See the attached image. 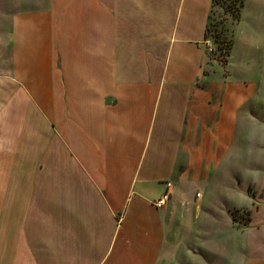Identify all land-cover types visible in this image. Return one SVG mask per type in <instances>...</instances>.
<instances>
[{
	"label": "crops",
	"instance_id": "crops-1",
	"mask_svg": "<svg viewBox=\"0 0 264 264\" xmlns=\"http://www.w3.org/2000/svg\"><path fill=\"white\" fill-rule=\"evenodd\" d=\"M212 9L0 0V264H162L204 212L211 239L245 236L264 264V14L243 11L225 72L207 73Z\"/></svg>",
	"mask_w": 264,
	"mask_h": 264
},
{
	"label": "rangeland",
	"instance_id": "rangeland-1",
	"mask_svg": "<svg viewBox=\"0 0 264 264\" xmlns=\"http://www.w3.org/2000/svg\"><path fill=\"white\" fill-rule=\"evenodd\" d=\"M226 1V2H225ZM256 0H245V7L243 11H245L246 17H254L257 15L258 12H261L264 14V7L259 10L255 8L256 5ZM231 4V0H222L221 4H218L215 8V14L213 15V33L209 41H207V49L211 52V50L217 52L216 55H212V57L216 58V60H208V66H207V73L212 72L215 67L220 68L225 72L226 70V65H225V57L223 56V51L220 50V47L223 44V39L225 38H230V31L231 30V17H229L226 13H224V8H226L228 5ZM242 11V13H243ZM228 19L227 23L225 26L221 25L220 22H222L224 19ZM219 31L220 32L222 29L225 30L224 36L222 39L218 40V42H215L216 40V34L215 32V26L219 25ZM247 25H243L242 27H238V33L242 34L244 32V29L246 30ZM237 29V27H236ZM237 31V30H236ZM257 114L255 116V123L254 124L256 127L255 128H260L259 126L264 125V99L261 102L259 106H257ZM255 111V112H256ZM264 133V132H262ZM256 135L255 137L259 138V133L258 131H254L253 135ZM261 146V147H259ZM253 150H255L256 154L261 155V162L258 164L260 167L258 173L264 174V137L262 140L257 143L256 145H252ZM234 170L238 173L246 172L245 166L243 164H240V167H234ZM240 171V172H239ZM242 189H244V185L241 186ZM224 191L221 192L220 190L217 191V194L212 196L211 198V209H214L218 206L223 205V200H224ZM244 198V197H243ZM244 200V199H243ZM242 200V201H243ZM235 213V218L241 219L242 220V225H244L248 219V211H244L242 213L239 212H233ZM233 215V216H234ZM205 212L203 214L202 220L199 221L200 225H202L203 233L202 235L197 234L196 232H192L191 240L189 237L184 240V234L181 231V234L179 232V229L176 231V238L173 241L172 246L170 245L169 247V254L171 257L169 258L168 250H167V259H165L162 264H246L247 263V256L243 255L245 253V246H246V238L245 236H241L240 240L234 243L233 246H229L226 244V242H216L214 241L215 238L211 239V233L214 231V227H212L213 222L208 221L206 223L204 221ZM239 226L240 232H242V227ZM225 231V230H224ZM224 234V232H223ZM242 234V233H240ZM224 237V236H223ZM226 237L224 238V240ZM245 256V257H244Z\"/></svg>",
	"mask_w": 264,
	"mask_h": 264
},
{
	"label": "trees",
	"instance_id": "trees-1",
	"mask_svg": "<svg viewBox=\"0 0 264 264\" xmlns=\"http://www.w3.org/2000/svg\"><path fill=\"white\" fill-rule=\"evenodd\" d=\"M226 2V1H225ZM222 3V0H213V9H212V16H211V22L207 28V32H206V35H205V39L206 41H209L211 36H212V33L214 32L213 31V15L215 14V8L218 4H221ZM245 7V0H231V4L228 5L226 8H224V13H226L229 17H231V30L230 31V38H225L223 39V44H220L222 45L220 47V50L223 51V56L225 57V65L227 66L228 65V62H229V58L231 56V52H232V49H233V46H234V38H235V31H236V27L237 25L240 23L241 21V17H242V11ZM228 19H224L222 22H220L221 25L225 26L226 23H227ZM220 24L219 25H216L215 26V32H217L216 34V40L215 42H218V40L222 39L223 36H224V32L225 30H221L220 32H218L219 30V27H220ZM217 52L215 51H209V49H207V55H208V60L211 61V60H216V58L212 57L211 54L213 55H216ZM235 213H232V215H234ZM234 220L237 221V218H235V215L233 216ZM248 222V219L247 221Z\"/></svg>",
	"mask_w": 264,
	"mask_h": 264
},
{
	"label": "built area",
	"instance_id": "built-area-1",
	"mask_svg": "<svg viewBox=\"0 0 264 264\" xmlns=\"http://www.w3.org/2000/svg\"><path fill=\"white\" fill-rule=\"evenodd\" d=\"M172 188H173V184L171 182L167 183V191L165 192V194L159 200H157L155 202V205L158 208H163V207H165L167 205V202H168L169 198L171 197ZM197 197H200V195L198 194Z\"/></svg>",
	"mask_w": 264,
	"mask_h": 264
}]
</instances>
